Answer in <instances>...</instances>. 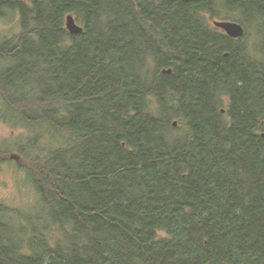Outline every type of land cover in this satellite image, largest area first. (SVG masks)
I'll return each instance as SVG.
<instances>
[{"label": "trees", "instance_id": "obj_1", "mask_svg": "<svg viewBox=\"0 0 264 264\" xmlns=\"http://www.w3.org/2000/svg\"><path fill=\"white\" fill-rule=\"evenodd\" d=\"M219 7L264 38V0H0V112L44 206L0 207V264H264V56Z\"/></svg>", "mask_w": 264, "mask_h": 264}, {"label": "rangeland", "instance_id": "obj_2", "mask_svg": "<svg viewBox=\"0 0 264 264\" xmlns=\"http://www.w3.org/2000/svg\"><path fill=\"white\" fill-rule=\"evenodd\" d=\"M219 12L227 15L225 16L227 19H222L224 16L218 17L222 20H235L234 18H238L239 15L237 11L228 13L223 7H219ZM250 21L251 23L244 25L247 30L246 39L249 49L255 52V46L259 54L264 56V38L261 35V27L258 28V21ZM211 23L214 24L213 21ZM18 31L19 16L17 14L8 18L0 17V41L9 36L12 37ZM37 134L39 136V132ZM43 134L44 132L41 131L40 135ZM31 136L34 137L31 130L5 120L0 112V207L6 212L3 214L4 218L12 222L15 227H26L24 216L41 215L44 208L40 196L26 173V168H31L35 164L30 158L35 150L34 148L20 150L21 147L26 146L27 142L29 143ZM39 147H50L46 137L40 138Z\"/></svg>", "mask_w": 264, "mask_h": 264}, {"label": "water", "instance_id": "obj_3", "mask_svg": "<svg viewBox=\"0 0 264 264\" xmlns=\"http://www.w3.org/2000/svg\"><path fill=\"white\" fill-rule=\"evenodd\" d=\"M213 23L217 28L222 29L227 35L233 38H241L246 32L245 26L236 20L214 19ZM65 24L70 33L78 34L84 31V27L77 22L76 18L71 13L66 15ZM163 72L171 73L172 69H163ZM177 124V121H175L174 126Z\"/></svg>", "mask_w": 264, "mask_h": 264}]
</instances>
